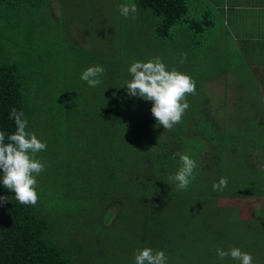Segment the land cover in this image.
Returning a JSON list of instances; mask_svg holds the SVG:
<instances>
[{
  "label": "trees",
  "instance_id": "trees-1",
  "mask_svg": "<svg viewBox=\"0 0 264 264\" xmlns=\"http://www.w3.org/2000/svg\"><path fill=\"white\" fill-rule=\"evenodd\" d=\"M199 1L135 0L138 7L148 9L156 19L155 37L168 38L173 35L170 29L179 27L188 31L187 41L202 51L196 61L202 56L205 73L202 70L199 76L193 74L195 78L189 75L196 84L195 94L186 97L189 108L182 122L167 130L152 115V101L138 96L136 103L128 104V111L120 107L121 98L127 92L125 84L130 80L124 78L127 60L122 63L119 56L115 74L100 79L102 92H97L94 100L77 98L64 85L66 78L50 70L53 52L63 43H45L39 37L48 26L45 15L53 16L48 0H0V130L6 137L15 132V122L9 116L13 107L23 110L28 121L27 131L35 133L39 125L55 123L59 134L55 133L53 138H59L60 143L46 145L60 149V159L67 162L74 157L73 146L80 145L70 137L68 127L73 128L74 135L77 127L85 139L92 142L82 141L86 143L84 146L96 151V172L103 167L113 171L110 190L99 191L95 197L98 203H106L105 207L89 208L92 213L84 216L86 225L95 217L94 226L71 239L52 232L58 222L54 216L47 217L52 208L46 211L41 206L20 204L13 190L7 196L8 192L0 189V196L8 197L0 204V264H110L100 251V242L106 241L115 248L119 242L114 236H111L113 240H107L103 218H111L113 222L115 217L123 219L127 215L131 226L128 238L134 239L130 253L134 264L136 252L144 247L163 250L167 264H205L206 260L210 264H237L230 256L223 260L217 256V248L233 247L251 253L253 264H264L260 255L264 246V211L258 210L252 218L238 214L225 218L222 216L227 212V205L219 207L226 201L225 197L235 193V181H241V185L235 187L236 192L243 186V177L237 175L244 170L240 168L246 166L247 175L256 166L240 161L241 155L233 152L231 144L227 148L229 153H225V142L215 139V131L228 122L224 120L223 102L219 103L221 125L217 126L216 121L212 123L206 110V103L214 101L202 90L204 81L200 78L207 74L208 81L212 69L209 65L214 63L211 59L209 64L215 53L213 51L209 57L212 43L208 34L213 35L215 27L209 22L211 17L202 13ZM225 34L228 39L236 35L227 31ZM187 62L185 65L193 66L194 60ZM52 77L58 79L57 87ZM60 91H64L65 96L59 101ZM246 97L242 99V106L247 100L249 115L261 113L259 101ZM146 103H150V107L143 114ZM93 116L98 126L93 123ZM258 120L256 118L254 123ZM248 121L250 124L252 120ZM176 152L188 154L197 162L195 178L185 190H177V182L169 179L180 167L179 158H173ZM259 175L258 180L264 181V175ZM2 176L0 169V183ZM221 177L227 178V187L214 191L213 183H218ZM246 183L245 189H250L248 194L264 201L263 184L257 182L256 177H246ZM37 184H40L38 179ZM113 190L119 195L110 201ZM205 194L212 197L210 202L202 197ZM119 204L122 206L116 211ZM216 207L221 208V217L216 216ZM76 242L82 250L89 251L86 256L80 258Z\"/></svg>",
  "mask_w": 264,
  "mask_h": 264
},
{
  "label": "rangeland",
  "instance_id": "rangeland-1",
  "mask_svg": "<svg viewBox=\"0 0 264 264\" xmlns=\"http://www.w3.org/2000/svg\"><path fill=\"white\" fill-rule=\"evenodd\" d=\"M48 3L53 16L44 14L46 18L44 20L48 22V26L46 31L40 34L39 37L45 43L50 41L63 43V45L55 43V45H60V47L53 52L54 56L51 58L50 70L53 74H58L60 77L62 75L66 78V83H64V85L69 87L77 98L86 97L89 101H92L97 92H102L99 85L94 88L89 87L87 82L81 79L82 72L89 66L101 65L105 68V72L99 79L105 76L111 77L118 69L119 56L122 63L124 60H127L125 64L126 71L124 72V78L127 79H131L128 68L133 62L147 61L156 56L162 59L169 70L171 68H176L178 71L188 75H201V71L204 68L202 65V56L199 57L198 61L196 60L198 54L200 55L202 51L200 47L197 49L192 46L193 44H191L190 41H187L190 37L189 35L186 36L188 31L175 27L170 29V33L173 34L172 36L168 38H157L153 34V24L156 19L153 18V15L148 9L137 6L138 11L135 14V19H133L131 15L126 18L120 14V4H136L135 0H48ZM60 6L62 7L61 9ZM208 37H210L212 43L209 50L210 57L212 52L217 50L218 44L223 39V36L220 32H215L213 35L209 33ZM220 51H224L222 47L218 52ZM181 54H186L187 56V59L182 63L180 59ZM212 57L209 59V64ZM189 60H194L193 66L185 65ZM168 62L171 66L168 65ZM209 66L212 68V73H214L221 68V63L216 61ZM229 70L232 71L233 69L230 68ZM229 70L227 74L233 75ZM203 72L205 73L204 70ZM242 72L243 71L240 73ZM234 75L237 77L240 86L253 83L249 74L247 80L244 74ZM206 76L204 75V77L200 79L202 82L204 81L202 90L208 93L209 88ZM195 77L196 76L193 75V78ZM214 79L215 83L211 88L210 95L212 91L218 90L222 83V80ZM57 80L58 79L53 78L55 87H57L55 83ZM230 85L231 82L227 81L223 87L224 90L229 89ZM249 90L253 91V89ZM207 93L205 94L207 95ZM63 96H65L64 91H60L57 95L58 100L60 101ZM137 97L138 96H130L128 92H126L121 98L120 107L128 111V104L132 105L136 103ZM213 101L214 103L212 105L210 102L208 103L206 110L207 113L209 110L211 122L213 123L216 121V125L218 126V123L219 125L223 124V117L220 113L219 104L217 103L218 99L215 97ZM252 102L256 104L253 100ZM77 104H79L78 99ZM260 104L263 111L261 114L264 117V100H262ZM148 107H150V103L144 104L145 111L143 114L147 113ZM245 108L249 109L247 100L245 102ZM232 110L233 109L226 108L224 120L228 122V125L221 126L215 131V139L217 140L220 132H225L228 127L230 131H233L234 127H236L237 129H235V132L238 133V136L241 133L242 137L239 139L229 137V139H225L224 141L227 143L231 142L230 147L233 148V152H236V154H243L252 148L250 140L246 141L244 138L247 137V133H255L256 128H259L257 123H254L256 122V118H258V113L255 112L254 115H249V111L246 113H233L231 112ZM97 116L101 118L99 112ZM249 119L252 120L250 124L249 121L247 122ZM92 121L96 126L99 125L96 117L93 116ZM57 129L55 123L48 126L39 125L35 134L38 136V139L49 145H51V143L58 144L60 143V139L56 138V140H54L53 138L55 133L59 134ZM72 130L73 128L71 126L68 127L70 137L78 141L80 145L73 146L74 157L70 160L67 162L62 161L60 159V149L51 146L36 154L37 158L45 164L44 171L36 177V179L40 181V184H37L36 188L38 193V202L36 206L44 207L46 211L52 208V211L47 217L54 216L56 220H58L56 228H54L52 232L62 233L64 239H71L79 235L82 231L87 230V227L94 226L93 220L95 217L86 225L87 221L84 216L89 212L92 213L89 208L99 209V207H105L106 203L100 204L101 202L97 199L100 202L98 203L95 197L99 191H105V193H107L106 191L110 190V173L113 172H110L108 167L99 168L96 172V161L98 160L95 155L96 151L86 148L84 146L86 143L82 141L88 144L92 142L85 139L83 133H81L77 127L73 132L75 135L72 134ZM240 139H244L243 144H238L237 141ZM259 142L262 143L261 140ZM94 146L97 148V144ZM227 148H229V146H227ZM215 152L218 154L221 153L218 150ZM225 153H229V150L227 149ZM67 156L70 157V153H68ZM240 169L244 168L241 167ZM0 189L1 191H7V196L10 195L9 192H12V190L3 186L2 181L0 183ZM112 194V196H109L110 201H114L115 197L119 195V193L114 190ZM202 197L206 198L209 202V199H212V197L207 196V194ZM258 200L259 199L254 198L252 203H248L247 199L237 201L236 203L225 201L223 205L221 202L219 207L227 205V212L225 211V215L223 214L222 217L229 218L238 214L239 216L248 215L249 218H252L257 211L260 210L257 207ZM121 206L122 205L119 204L116 211H118ZM235 209L239 212L237 213ZM215 210H217L216 216L221 217V208L216 207ZM127 213L129 214V211ZM123 219L117 216L114 218L113 222H111V218L107 220L103 218L102 221L107 240L110 238L112 239L111 236H114V239L117 238L119 242L116 248L106 241L100 242L102 245L100 251L107 256L110 264H134L130 256L134 239L128 238L131 237L128 232L131 228L129 224V215ZM81 238H84V236ZM75 246L79 251L80 258L89 253V251L82 250L78 242L75 243ZM261 249H264V246H262ZM205 264L210 263L206 260ZM237 264H239V262H237Z\"/></svg>",
  "mask_w": 264,
  "mask_h": 264
},
{
  "label": "clouds",
  "instance_id": "clouds-1",
  "mask_svg": "<svg viewBox=\"0 0 264 264\" xmlns=\"http://www.w3.org/2000/svg\"><path fill=\"white\" fill-rule=\"evenodd\" d=\"M120 14L124 17L135 19L138 11L134 3L119 5ZM181 63L187 59L186 54H181ZM105 68L93 65L86 68L81 79L89 87H96L101 83L99 77ZM131 79L125 84L130 96H139L152 101L151 112L159 125L171 130L182 122V117L189 108L186 99L196 91L195 81L186 73L176 68L168 69L159 56L147 61H135L128 68ZM16 125L15 132L8 134L0 130V169L3 170V186L15 192V199L23 205H36L38 202L36 177L44 171L45 164L37 158L36 154L47 147L45 142L37 138L34 132L27 131L28 121L23 110L13 107L9 113ZM7 141V142H6ZM180 167L174 176L169 179L177 182V190H185L195 178L193 173L197 162L188 154L176 152ZM227 178L221 177L218 183H213L214 191H223L227 187ZM8 200L7 196H0V204ZM217 256L223 260L231 257L239 264H253L251 253L233 247L228 250L217 248ZM135 264H167V256L163 250H153L144 247L135 254Z\"/></svg>",
  "mask_w": 264,
  "mask_h": 264
},
{
  "label": "crops",
  "instance_id": "crops-1",
  "mask_svg": "<svg viewBox=\"0 0 264 264\" xmlns=\"http://www.w3.org/2000/svg\"><path fill=\"white\" fill-rule=\"evenodd\" d=\"M198 1V0H197ZM200 9L202 13L208 17H211L210 24L215 26L214 31L220 32L223 39L219 42L217 50L214 52L215 56L212 57V61L220 62L221 68L212 73V69L208 75V88L209 96L217 98V103L223 102V106L233 109V113H243L246 109L242 106V99L246 96H252L259 101V104L264 100V0H200ZM201 13V14H202ZM202 14V15H203ZM226 31L230 33H236L234 37H226ZM223 48V52H218L220 48ZM233 70L230 71L229 69ZM228 70L233 75H228ZM243 71L242 73H240ZM234 74H244L246 80L248 74L252 78V84L240 86L237 77ZM222 80L218 90H214L211 93V88L215 83V79ZM227 81L231 82L229 89L224 90V86ZM249 89H253L250 91ZM255 90V91H254ZM211 101L206 103V106ZM261 110L262 106L260 104ZM249 109L246 110V112ZM263 112V111H262ZM261 112V113H262ZM258 112V123L256 131L251 134H246L244 138L246 141L250 140L252 148L240 154V161L247 163V166H256L251 169V173L245 174V168L240 172L243 177V186L239 192L235 191V187L241 185V181H235L233 185L234 194H240L239 196L231 194L225 197L226 202L231 201L236 203L237 201L247 199L248 203H252L254 198L259 199L257 202L258 209L264 211V201L261 197H254L249 195V187H246V177H256L257 182L262 183L264 181L258 180V177L264 175V117ZM241 126V125H240ZM229 130V127L225 132H220L217 141L225 142V139L229 137L233 139H239L242 137L241 133ZM241 135V136H240ZM245 135V136H246ZM225 136V137H224ZM244 139H240L238 144H243ZM232 140V139H231ZM261 140L262 143L259 141ZM225 151L227 146L231 142H225ZM249 164V165H248ZM258 183V184H259ZM241 203V202H240ZM260 255L264 258V249L260 250Z\"/></svg>",
  "mask_w": 264,
  "mask_h": 264
}]
</instances>
